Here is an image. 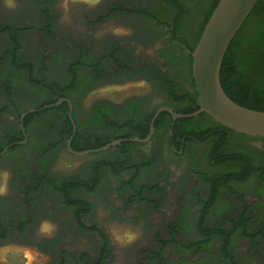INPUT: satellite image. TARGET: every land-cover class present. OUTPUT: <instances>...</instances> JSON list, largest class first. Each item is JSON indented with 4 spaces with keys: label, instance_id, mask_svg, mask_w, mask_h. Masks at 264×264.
Wrapping results in <instances>:
<instances>
[{
    "label": "rangeland",
    "instance_id": "rangeland-1",
    "mask_svg": "<svg viewBox=\"0 0 264 264\" xmlns=\"http://www.w3.org/2000/svg\"><path fill=\"white\" fill-rule=\"evenodd\" d=\"M150 1L155 4L154 10L157 9L161 17L167 19V15L161 13L163 4L159 1L157 3L155 0ZM212 1L184 0L187 2L190 15L186 24L180 26L178 34L181 39L185 38L189 43L192 42L200 24L199 20L204 17ZM122 2L127 6H142V0H122ZM107 4L108 0H56L49 8L50 12H47L52 15V25L47 33L38 34L29 31L19 38L22 47L19 54L20 60L31 63L37 71L45 69V76L50 82L66 85L72 81L71 68L67 65L80 60L79 49L85 50L89 55H94L95 60L92 57L93 59L86 62L95 64L98 55L108 52L105 49L110 42H120L127 45L128 55L131 56L144 55L153 59L160 57L163 62L167 56L170 57L167 54H170L173 60L169 63L173 66V70L169 72L173 71L176 78L184 82L186 88L191 87L190 61L188 54L182 53V43L180 41L173 42L166 30L157 31L154 24L147 19L133 15L114 17L110 21L87 29L83 23L82 15L100 14L104 12ZM0 5L2 12L17 28L25 29L27 25L46 27L41 18L34 17L35 14H38L37 7L34 5L23 7L21 0H0ZM28 10L34 15L23 17L25 11ZM175 15H178L177 10H175ZM256 23L257 21L249 22V30ZM141 30L143 32L150 31L152 34L154 31L155 33L153 37L148 34L141 35ZM9 45L11 46V43L9 44L8 39L0 36V58L5 56L4 49ZM9 63H11L10 59L0 63V106L6 104V93L9 90L16 108L15 110L10 108L6 115L1 116L0 125L2 126L10 123L18 124V111L22 112L33 108L48 98V94L41 87L29 83L26 71L17 70L14 66L11 68ZM107 64L103 65L104 74L110 72V64L108 62ZM76 71L80 82H85L89 77L91 79L97 77L96 70L93 69L79 68ZM135 97L150 101L147 112L170 101L162 91H156L154 87L142 80L132 78L127 74L119 77H112V75L108 77L107 75L100 82L91 81L88 88L81 94L73 95L77 121L81 127L88 124L94 128L92 133L98 132L102 138L109 134L115 136L118 133L117 130H107L103 125L92 127L90 118L95 105L100 102H109L118 106L127 99ZM118 119L120 121V118ZM56 121V117H50L48 120L38 121L30 126L29 133L32 138L30 148L28 147L24 153L22 152V156L30 167H37L38 154L46 148L47 144L57 140ZM115 147L118 146L85 155H75L61 147L53 152L47 172L53 181L63 178L73 180L78 178L80 181H87L93 177L92 168L102 162L116 160L119 151ZM192 150L194 156L191 157V160L190 157L178 156L170 147L168 136L161 147L156 148L151 144L133 146L130 148V154L134 164H151V166L145 165V169L142 168L134 182L138 189L136 192L130 187L134 179L133 172L115 175L108 168L102 170V181L100 180L99 187L94 193L89 194L87 189L80 188L83 191L78 194L79 197L88 200L93 206L92 212L84 218V222L89 226L100 227L111 240L113 251L107 264H140L138 254L140 249L158 247L154 238L159 235L167 238L166 224L172 217L176 206H183L186 211L191 213L190 217L196 212V207L201 201H198L197 197L203 195L205 190L200 176L204 161L200 147L197 148L198 151ZM12 176V168L2 163L0 165L2 196L4 199L14 202L18 197V191L12 188ZM46 186L44 196L39 200V205L41 204L43 209L39 215L37 226L33 227L31 246L0 245V264H32V254H39L40 264H52L53 257L56 255L55 248L53 247L48 252H39L36 245L41 240H49L51 243L58 240L57 247L64 248L75 255L88 251L93 257L96 256L98 242L95 234L78 231L72 211L62 207L61 198L54 192L53 187ZM143 187H146L150 192L139 191ZM156 187L161 190L157 191ZM144 197L146 200H141ZM132 198H134V202ZM152 203H158V209H152ZM216 211L217 209L214 210L215 213ZM137 213H140L141 216L139 220L134 218ZM49 215H53V218H50ZM213 218L216 219L215 216ZM43 222H49L54 226V231L51 234L42 233ZM193 237H195V233L192 224L190 228L180 234V238L185 241H189ZM209 249H212V246ZM178 255L176 247H168L164 254L166 263L176 264L171 262V259L179 258ZM196 264L213 263L206 261ZM248 264H264V261L253 258L249 260Z\"/></svg>",
    "mask_w": 264,
    "mask_h": 264
},
{
    "label": "flooded vegetation",
    "instance_id": "flooded-vegetation-1",
    "mask_svg": "<svg viewBox=\"0 0 264 264\" xmlns=\"http://www.w3.org/2000/svg\"><path fill=\"white\" fill-rule=\"evenodd\" d=\"M155 1H159L163 4V10L161 11L160 9V11L162 14L167 15V19L161 17L157 9L154 10L155 4L151 3L150 0H142V6H127L122 0H108L104 12L95 15H82L83 23L87 29H91L94 25L110 21L111 18L130 17L133 15L152 22L157 31L160 29H162V31L166 30L173 42H177L175 40V21L177 17L175 15L176 4L184 9L185 12L182 15V24H186L188 16L190 15L189 9H187V2H184V0ZM55 2L56 0H21V5L23 7L25 5L29 7L34 5L37 7L38 13L34 15V13L28 10L25 11L23 17H31L34 15V17L41 18L43 24L46 25V27L43 25L40 27H31L27 25L25 29L14 26L12 24L13 22L11 23L9 18L2 12V6L0 5V36L6 37L9 44L11 43V46L9 45V47L4 49L5 54L14 48V44L10 39L12 33L14 35L18 34L19 38L29 31H34L38 34L47 33V30H49L52 25V15L47 12H50L49 8H51V5ZM213 2L214 0L204 14V17L199 20L200 24L196 29V34L192 42L189 43L187 39L184 41L183 49L185 48L184 50H187L188 57H192L191 50L189 49H195L208 12L213 6ZM258 18L259 17L256 15L251 21L255 23L258 21ZM154 33V31L153 34L150 31L140 32L141 35L148 34L151 37L154 36ZM181 42H183V39L180 40V43ZM21 50L22 47L19 49V54ZM105 50L108 52L98 55L96 63L90 64L86 61L92 57L95 60V56L89 55L85 50L79 49L80 60L72 64L70 63L67 66L75 70L79 68L96 70L98 73L97 75L102 76V79L99 81V77L97 79L93 78L97 80H95L96 82L102 81L107 75L108 77L109 75H112V77H119L125 74L132 78L142 80L146 84L154 87L156 91H162L164 96L170 100L168 103L159 106V109L169 108L177 114L178 111L192 108L194 100H198L197 92L192 83L190 85L191 87L186 88L184 82L179 80V78L174 80H165L161 78L159 74L161 71L173 70V66L169 63L173 60L170 54H167L170 57L167 56V58L164 59L168 62H161L160 57L153 59L144 55L131 56L128 55L127 45L120 42H110ZM24 62L26 61L24 60ZM107 62L110 64L111 68L109 73L104 74L102 72L104 69L103 65H108ZM0 63L3 62L0 60ZM8 65L13 68L12 62ZM44 68H46V65H44ZM171 74H174V72L172 71ZM174 85H176L175 88H173ZM172 89H175L178 94H182L183 98L177 100L169 95ZM8 93L11 96V101L9 97L6 99V104L0 106V118L2 115H6L10 108H13V110L16 108L9 90ZM63 99H67L71 102L73 110L72 117L75 116L73 120L76 131L75 134L73 131V136L71 137L73 138L71 142L72 147L74 136L79 129V123L76 118L75 104H73L71 99ZM9 102L11 103V107L4 110L5 107L10 104ZM63 103L68 104V102H62L61 104ZM149 103V100L137 97L127 99L123 104L118 106L109 102H100L95 105L91 113L90 123L93 125L92 127L103 125L105 129L111 131L114 129H123L126 134L142 132L146 118L153 111L147 112ZM164 113L168 112H163L161 114ZM168 114L171 119L167 117L161 119L158 128L155 129L154 127V132L150 141L143 144H151L156 148L159 146L161 147L165 139H167V136H170V147L178 156L183 158L190 157V160L191 157L194 156L192 149L197 150V148L200 147L202 149L201 156L204 161L200 176L202 177L205 190L203 195L197 197L198 201H201L196 207V212H194L192 217L189 216L191 213L186 211L183 206L175 207L172 217L166 224L167 238L165 239L163 236L159 235L154 238L158 247L140 249L138 252L140 257L139 263L167 264L164 254L170 246L177 248L179 258L171 259V262L176 264H196L206 261H211L213 264H248L249 260L253 258L264 261V139H253L252 137L238 134L225 127L219 128L216 122L207 114H201L191 119H174L170 113ZM22 116L19 125L15 123L3 126L0 125V147L4 146L3 151L9 146L6 145L9 140H19L23 137V139L17 143L10 144L13 146L4 154H2L3 151L0 153V165L3 163L12 168L13 176L11 177V185L12 188L18 191V197L15 198L16 201L14 200V202L4 199L2 192H0V245L10 246L17 244L24 247L31 246L30 239L33 236V227L37 226L40 218L39 215L43 209L41 204L39 205V200L44 196L46 185H50L53 187L54 192L60 196L62 207L72 211L76 229L78 231L95 234L98 248L95 257L88 251H83L75 255L64 248L57 247L58 240H56L55 243H51L49 240L38 241L36 249L39 252H48L54 247L56 255L53 257L52 264H107L113 251L109 236H107L100 227L89 226L84 222V218L92 212L93 206L90 212L84 213L82 218L78 219L76 214L77 210L64 203V189L70 191L68 194L75 197L77 200L90 203L88 200L78 195L83 191L77 186L81 181L78 178H75L76 180L63 178L53 181L47 172L48 164L51 162L53 156V152L51 153L49 150L54 145L56 146L62 135L60 129L62 124L61 119L57 116L58 118L55 124L57 140L46 145V148L38 154L37 167L32 168L22 156L24 151L31 144L29 133L24 126V120H21ZM118 118H120V121ZM186 120L194 121L188 122ZM33 123L37 122L35 121ZM93 129L94 128L91 129L92 137L95 138V141L100 140L102 135H99L98 132L92 133ZM21 131L22 133H20ZM104 138H108V135H105ZM122 140L124 142L118 146L129 143L140 144L130 142L129 140L131 139ZM68 142L66 150L71 153L68 150ZM14 146H18V149L13 150ZM104 168H106V166ZM143 169H145V167H143ZM141 171L142 169L140 172ZM101 181H99V184ZM98 187L95 190H97ZM156 189L157 191L161 190L157 187ZM95 190L93 192H87L92 194ZM143 190L145 192H150L146 187L140 189V191ZM210 197L214 198V204L209 207L205 204L202 206L201 202L207 204ZM152 206V209H158V203H152ZM215 209H217L216 213L214 212ZM214 216L216 219L213 218ZM140 217V213L134 216L135 220L141 219ZM50 218H53V215L50 216ZM80 220L83 223V227L80 225ZM191 224L194 229L195 237L191 238L189 241L182 240L180 234L187 230V228H190ZM199 242L203 243L205 246L202 252H196V250L190 249L192 244H197ZM206 244L212 246V249H209Z\"/></svg>",
    "mask_w": 264,
    "mask_h": 264
},
{
    "label": "trees",
    "instance_id": "trees-1",
    "mask_svg": "<svg viewBox=\"0 0 264 264\" xmlns=\"http://www.w3.org/2000/svg\"><path fill=\"white\" fill-rule=\"evenodd\" d=\"M219 1L220 0H214L213 6L209 10L208 16L203 25L202 31L200 33V37L213 11L217 7ZM263 5H264V0H260L256 5V7L254 8V10L252 11V13L250 14V16L248 17V19L246 20V22L244 23V25L242 26V28L240 29V31L238 32V34L236 35V37L231 42L230 47L225 55L221 70V84L228 97H230V99H232L237 104L256 111H264V7ZM176 10L178 11V15L175 21V40L180 41L181 38L179 37L178 32L180 26L182 25V21H183L182 15L184 14L185 11L178 4H176ZM256 15L259 17L258 21L256 25L250 28L249 30V22H251V19ZM10 39L14 44V48L13 50L8 51L4 57L0 58V60L2 62H5L6 60L10 59L11 62L13 63V66L17 70L26 71L28 73L29 83L41 87L44 90V92L48 94L47 99L37 104L33 108L26 109L22 112L19 111L17 112L18 125L20 124L21 116L31 109L41 110L46 106L56 104L60 99L63 98L71 99L74 104L73 95L75 93L81 94L88 88V86L91 84V81H95L98 77H99L98 81L102 79V76L97 75L95 80L89 77L88 80H86L85 82H80L77 71L71 68L72 81L69 84L65 85L56 82H50L48 78L45 76L46 74L45 69H40L37 71L35 70V67L31 63L22 62L20 60L19 58L20 55L18 51L21 48V43L18 34L14 35L12 33ZM185 40L186 39L183 38V42H181L182 47L184 45ZM184 49L182 50V53L187 54V50ZM189 50L193 52L194 48H191ZM189 61H190L189 78L194 86V81L192 77V57H189ZM159 74L161 78L165 80H174L177 77L176 75L171 74L169 71H165V72L161 71ZM175 87L176 85L173 86V88ZM6 95L7 98L10 97L9 100L11 101L10 94L7 92ZM169 95H171L173 98L177 100L183 98L182 94H178L175 89H172V91L169 92ZM192 104H193L192 108L178 111V114L186 115L196 112L200 107L198 100H194V103ZM9 107H11V103L8 104L4 110H6V108ZM159 108L160 107L154 108L152 113L148 115L143 126L144 129L142 132L139 133L126 134L123 129H114L118 131V133L115 136L109 134L108 138L106 139L101 138L100 140L95 141V138H93L91 134L92 128L88 124L85 125L84 127H81L79 125V129L77 130V133L74 136L72 148L77 152H83L88 150L100 149L115 140L132 139V138L145 139L150 133V126L152 119ZM69 112H70V108L67 103H63L59 106H55L50 109L37 111L36 113L29 114L24 119V126L27 128V131L29 133L30 126L34 124L33 122L35 121L43 122L45 120H48L50 117L58 118L57 116H59V119H61L62 121L60 128L62 131L61 132L62 135L60 140L57 142L56 146L54 145L53 147H51L49 152L52 153L55 150L60 149L61 147L67 149V142L73 136V131H74L73 124L69 116ZM166 117L171 119L168 113L161 114L158 117V119L154 124L155 129L158 128L161 119ZM186 121L191 122L194 120H186ZM216 125L219 128H224L218 123H216ZM20 133H22V131ZM22 139L23 137H21L19 140L11 139L6 143V145L15 144ZM30 139L32 140L31 136ZM168 139L170 141L171 137L168 136ZM253 139H260V138H253ZM133 146H140V144L129 143L115 147L119 151L116 160H111L109 162H102L98 164L96 167L92 168L91 171L92 172L94 171L93 172L94 177H92L87 181H81L80 183H78L77 185L78 188L87 189L88 191L93 192L98 187L99 181L102 178V170L106 166V168H108L115 175H119L124 172H133L134 179L131 182L130 187L133 188V190L136 192V190L138 189L135 187L134 182L139 176L140 170L143 167H146L147 165L151 166V164L142 163L141 165H135L134 160L130 154V148ZM3 148L4 146L0 147V153L3 151ZM15 149H18V146H14L13 150ZM63 191L65 196L64 197L65 205H68L69 207H72L73 209L77 210L76 214L78 219H81L84 213L90 212L92 210V205L90 203L77 200L75 197L68 194V192L70 191L66 189H64ZM134 198H132L133 202H134L133 200ZM210 198L207 204L201 202V205L203 206L205 204L208 207L210 205H213L214 198L211 199ZM141 200H146V199L144 197L141 198ZM80 225L81 227H83V223L81 220H80ZM206 245L208 246V248L211 247L209 246V244ZM190 249L196 250V252H202L205 249V246L203 243L199 242L197 244H192L190 246Z\"/></svg>",
    "mask_w": 264,
    "mask_h": 264
},
{
    "label": "water",
    "instance_id": "water-1",
    "mask_svg": "<svg viewBox=\"0 0 264 264\" xmlns=\"http://www.w3.org/2000/svg\"><path fill=\"white\" fill-rule=\"evenodd\" d=\"M259 1H219L195 49L191 52L192 77L198 95L199 109L194 113L182 115L173 112L169 108H161L152 119L149 135L145 139H131L130 142L140 144L149 142L154 132L155 121L163 112L170 113L174 119H191L201 114H207L216 123L231 131L252 138L264 139V111L252 110L237 104L228 97L221 84L222 64L230 44ZM62 102H68L70 105V119L74 125L75 134L72 104L69 100L60 99L56 104L46 106L41 110L53 108ZM41 110L31 109L23 114L21 120L23 121L27 115ZM72 139L68 142V150L75 155L101 152L124 142L123 140H117L100 149L77 152L71 147ZM12 146L9 145L5 148L2 154Z\"/></svg>",
    "mask_w": 264,
    "mask_h": 264
},
{
    "label": "clouds",
    "instance_id": "clouds-1",
    "mask_svg": "<svg viewBox=\"0 0 264 264\" xmlns=\"http://www.w3.org/2000/svg\"><path fill=\"white\" fill-rule=\"evenodd\" d=\"M3 189H0L2 192ZM41 231L44 234H51L54 231V226H52L49 222H43L41 225ZM32 264H40V257L39 254H32L31 256Z\"/></svg>",
    "mask_w": 264,
    "mask_h": 264
}]
</instances>
